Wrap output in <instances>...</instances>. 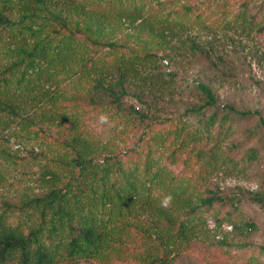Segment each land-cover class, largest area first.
Segmentation results:
<instances>
[{"label": "trees", "instance_id": "obj_1", "mask_svg": "<svg viewBox=\"0 0 264 264\" xmlns=\"http://www.w3.org/2000/svg\"><path fill=\"white\" fill-rule=\"evenodd\" d=\"M201 24L264 42V0H0L3 122L17 118L38 145L43 124L68 133L40 147L38 189L0 201V264H173L182 254L264 264V244L246 240L255 222L239 215L243 199L264 205V189L196 191L183 175L192 159L197 177L259 159L251 146L239 165L238 142L220 145L251 110L219 103L206 82L196 85L200 101L169 115L166 95L176 87L173 73L160 69L165 57L183 48L228 76L213 41L184 34ZM123 25L155 37L163 54L128 46ZM103 113L108 124L99 121ZM206 214L230 230L208 238Z\"/></svg>", "mask_w": 264, "mask_h": 264}, {"label": "rangeland", "instance_id": "obj_2", "mask_svg": "<svg viewBox=\"0 0 264 264\" xmlns=\"http://www.w3.org/2000/svg\"><path fill=\"white\" fill-rule=\"evenodd\" d=\"M122 27L124 32H129L123 36L128 46L155 51L158 55L163 54L157 39L145 33L146 31L137 32L126 25ZM212 27L211 29L202 24L194 25L190 26L184 34L194 36L203 43L213 41L215 53H221L224 58V63H220V67L228 73V76L219 77V70L204 55L192 56L183 48L179 49L172 60L165 57L160 65L162 71L173 73V83L176 87L172 95H166L172 99H169L170 103L166 108L170 111L169 115H176L183 113L187 105L200 101L196 85L199 81H203L213 88L219 103H230L237 109L251 110L249 115L239 119L228 138L221 139L222 142L220 140V145L225 147L232 141L238 142L239 147L234 152L236 157H239V165L242 163L240 155L251 146L258 150L259 159L252 165L239 170L237 166L227 169L219 166L208 167V173L202 177L196 176L197 165L192 159L183 173L184 178L195 185L196 191H203L208 186L230 195L248 194V190L264 189V126L259 122L260 117L264 118V42L258 37L244 36L221 25ZM123 34H118L120 39ZM2 45L0 41V58L3 57ZM130 100L137 103L133 98ZM16 120L17 118L14 121ZM3 121L5 120L0 116V173L2 176L0 201L10 200L11 197L15 200L24 190L32 193L38 189L39 167L45 160L39 151L40 147L50 148L49 146L54 144L53 136L67 133L66 125L53 127L43 124L47 135L43 140L38 139L40 142L38 145L33 139L35 135L28 128L22 129L21 125L14 121L9 123ZM41 132L38 129V134L43 135ZM203 139L211 141L208 137ZM128 143L131 141L128 140ZM125 145L118 142L117 148H124ZM31 150L35 151V155L31 153ZM113 150H116L114 146ZM184 155L185 152L180 157ZM158 161L162 163L161 159ZM178 169L179 167L175 171ZM239 215L251 219L256 224V228L250 230L246 236V240L254 245L252 247L257 248L258 245L264 244V205L243 199L239 202ZM206 216V226L210 230L208 238H212L214 230H230V225L225 223L217 228L215 219L209 214ZM211 249L220 260L225 256L216 246ZM234 250L238 251L237 248ZM173 264L210 263L207 260L203 261L199 255L182 254ZM234 264H241V261L236 260Z\"/></svg>", "mask_w": 264, "mask_h": 264}, {"label": "clouds", "instance_id": "obj_3", "mask_svg": "<svg viewBox=\"0 0 264 264\" xmlns=\"http://www.w3.org/2000/svg\"><path fill=\"white\" fill-rule=\"evenodd\" d=\"M99 121L102 123V124H108L109 123V116L107 113H103L100 115L99 117ZM172 199L173 197L171 196V194H168L166 195L162 201H161V207L162 208H165L167 209L170 205H171V202H172Z\"/></svg>", "mask_w": 264, "mask_h": 264}]
</instances>
